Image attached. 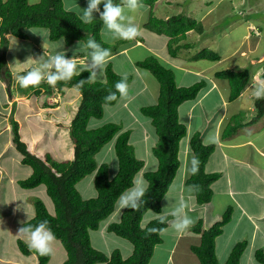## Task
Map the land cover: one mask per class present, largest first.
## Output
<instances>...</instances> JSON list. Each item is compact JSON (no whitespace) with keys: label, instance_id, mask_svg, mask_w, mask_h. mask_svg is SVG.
<instances>
[{"label":"trees","instance_id":"1","mask_svg":"<svg viewBox=\"0 0 264 264\" xmlns=\"http://www.w3.org/2000/svg\"><path fill=\"white\" fill-rule=\"evenodd\" d=\"M156 1L140 0V3L149 6V14L143 26L154 33L165 35L168 40L167 48L174 55L179 47H188V43H179V40L185 39L189 30L194 29L201 33L203 27L200 21L188 14L178 13L167 18L153 15L152 7ZM120 2L121 0H114V3ZM99 7L102 11L103 4ZM94 18L91 23H83L76 12L64 7L62 0H38L34 3L29 0H0V77L7 80V85L11 83V73L6 61L9 40L10 37L25 39L26 28H46L49 40L64 39L67 46L75 41H83L85 45L91 38L102 47L110 49V52L118 50L117 43L112 45L101 38L103 22L99 13ZM32 51L36 55L38 48L32 47ZM89 51L83 49L78 52H64L67 58L74 55V58L85 57L90 60ZM192 57L217 61L220 55L210 48H201ZM136 65L148 69L158 82L156 101L140 106L138 111L141 116L148 119L149 126L152 127L151 136L155 141L151 146V153L157 162L152 170L141 171L144 161L134 154L133 145L129 142V129L115 122L89 125L92 118H101L106 111L105 108L118 99L119 93L116 92L115 84L122 78H126L127 83L130 81V75H122L113 68L112 59H108L103 68L104 80L95 79L82 87H77L79 80H87L90 77V72L82 71L86 67L82 63H77V75L69 81H59L55 86H50L46 81L36 87L22 88L19 83L15 86L16 92L22 95H36L43 91L46 96H51L55 92L63 93L64 88L72 86L78 90L75 110L68 124H65V127L68 126L67 132L72 143L71 159L59 161L51 157L47 151L41 157L37 156L21 139L18 122L12 116L9 119L12 144L21 155L20 165L23 164L30 170L29 174L18 179L17 183L27 189L44 185L45 192L54 206V213L50 214L42 200L34 197V214L23 223L37 225L43 220L48 221V226L66 253L60 264H148L154 246L161 240L160 231L173 218L167 213L142 222L147 210L159 212L161 198L179 166V141L186 134V126L178 119L177 106L184 100L194 98L205 81L199 80L188 86H177L172 70L152 56L136 61ZM214 76L227 80L228 100H234L248 84L251 73L248 67L224 68L215 71ZM110 92H116V100H105ZM253 106L255 113L249 119V123L257 121L264 114V99H256L254 96ZM240 125V121L234 123L231 121L224 128L223 134L229 135ZM108 144L116 157L115 168L111 171L106 162H98L95 159L97 151ZM188 144L192 156L199 158L200 165L195 175L189 172L186 182L198 186V191L194 194L195 200L200 204L205 203L211 197L210 184L218 176L217 173H207L204 170V164L213 145L203 144L196 131L190 135ZM139 171L148 186V192L144 197L146 202L136 211L121 210L117 199L122 192L132 187V181ZM87 174H93L95 195L83 198L76 188V183ZM113 214L117 215V220L110 219L106 229L130 242L132 251L125 258L118 249H113L107 254L94 247L90 241L89 231L98 229L101 221ZM231 214L232 207L227 206L220 218L207 228H202L200 219L191 227L190 231L200 236L199 243L190 246L191 251L199 259L198 264H219L214 250L215 238L222 232V227L230 220ZM246 244L245 239L235 242L222 264H239L240 255ZM16 245L22 254H35L36 264H47L49 254L40 255L20 238L16 239ZM253 256L256 261L264 264L262 248L255 249Z\"/></svg>","mask_w":264,"mask_h":264},{"label":"rangeland","instance_id":"2","mask_svg":"<svg viewBox=\"0 0 264 264\" xmlns=\"http://www.w3.org/2000/svg\"><path fill=\"white\" fill-rule=\"evenodd\" d=\"M29 1L31 2V0ZM37 1L38 0H35V2ZM65 8L77 12L79 16L81 14V10L79 6H77V4L69 5V3H67L65 5ZM154 9V14L158 16L164 14L170 16L178 13L188 14L196 20L200 21L203 27V31L201 33L196 32L194 29L189 30L190 32L188 31L189 34H187L184 39L185 42L189 44L188 48H180L179 51H177L174 55L171 54L168 50V52L170 53L169 55L173 56L166 55L164 49L161 52L162 61L154 55L159 62L164 65L166 64L169 68H171L177 85H180V83H182V85L187 86L201 79L200 77L195 76L192 73H186L180 69L181 62H183V64H185V62H188V65H198L201 64L203 61L206 62L207 59L203 58H189L192 54H194L201 48H210L219 53V55L221 56L219 62H222L220 64L219 62L213 63L215 64V67H217L216 69L228 68L223 66H230L231 63H236L238 61L245 60L244 56L239 54L237 52L238 50L234 51V49L239 42L241 44V48H244L247 45V40H241V38L245 34H247L245 38L252 37V33L256 30V25L262 28L261 33L258 34V37L260 38L258 54L264 52V0H157L154 4ZM127 14L138 25V19H141L144 22L147 19V15L149 14V12L148 10L147 12H145L144 10H138L135 13ZM95 15L96 14H94V16ZM247 18H249V22L255 24L254 29L252 30L253 32H251V30L249 29L246 30V23L243 20ZM42 29L46 30V35L44 36V38L30 31H38ZM25 32L27 35L25 39L21 40L14 37H10L9 40L10 42L6 53V61L11 73V83L7 85V80H3V84L5 85V91H7L6 88H9V90L11 89V94H13V97L15 96V98L13 99L14 101L12 104L6 103L7 106L5 108L0 103V107H2L0 109V126L3 122L2 119H4V121H9L10 123L9 119L10 116H12V118L18 122V130L21 139L26 143V145L31 148V151H33V153H37V156L41 157L42 154L47 151V153H49L51 157L59 161L71 159L72 144L69 141L70 138L68 132L66 131L67 129L65 128V123L68 124L66 120L67 118H69V115L72 114V112L75 110L79 96L77 88H75L74 86L64 88V93L60 92L58 94L57 92L51 94V96H46L45 92L40 91L36 95L28 94L27 98L21 99L19 97L20 94L17 93L15 90V86L16 84H18V75H23L27 71L31 70L33 67L38 66L35 61H31L26 64H21L26 62L29 56H31L33 59H39V57L44 55L45 49L46 54L48 55L51 54V51L55 52L63 50L75 52L78 47V42H80L81 46H83L84 43L83 41H75L69 46L65 45L64 43L62 48L57 49L54 47V45L61 43L63 39H59L56 41L49 40L47 37L48 31L46 28L31 27L26 28ZM144 32L146 31L143 30L140 32V34H143ZM155 37L157 39L163 38L162 35L159 34H156ZM101 38H103L105 42H110L112 45L116 43L119 45L118 41L112 42V40H109V36H104L101 34ZM44 40L45 49L43 47ZM250 40H252V38H249L248 41L250 42ZM32 47L38 48V53L36 55L32 51ZM138 49L141 48L132 49L127 53L131 64L129 68H124L125 72L123 73H121L122 69L120 68L121 66H124L125 63H122L121 59H119L120 61L116 63V59H114L116 66L115 70L122 75H130V81L128 83V93L130 91L132 93H137L138 89L140 88V86H136V83H138V81H136V72H134L132 65H134V58H138V54L143 55L145 50L141 49L142 52L137 53ZM258 54L256 56H258ZM222 57L225 60H222ZM75 60L77 63H84L85 65H87V63L89 62V60L86 61V59L82 57L75 58ZM251 63H255V60H252ZM249 65L250 64L246 63L245 67L250 68L251 65ZM260 65L261 63H257L258 67ZM263 70L264 69L261 65L260 71L261 74L263 73L264 77ZM137 73H143L144 81H148L150 79V81L146 83V88L149 90L151 100L153 101H150L147 92L142 89V93L140 92L138 95L135 96L134 99H130L126 101L125 104H123V101H125L128 95L127 93V95L124 97L119 96L114 104L107 106L105 108L106 111H104V114L101 118H92L89 125H94L97 123L101 124L106 122H115L129 129V142L133 145L135 156L138 158L139 156L144 154L145 161L148 160L150 162V165H148L145 170H152L154 169L155 165L152 166L151 164H154L156 158L151 153V148L149 147L148 149L146 146H143L142 142V129H145L148 133H150L152 132V127L141 126L142 123L146 124L147 120L146 118L141 116L142 114L138 113V108L140 107L141 103H144L143 105H147L152 104L154 102V99H156L157 94H152L153 89L151 88L155 87L156 89L157 82L153 78L152 74L146 69L137 68ZM261 74H258V76H261ZM96 79H105L103 69L98 73ZM218 79L219 80L217 89H219L222 93H229V85H224L226 79ZM254 81V77H252V81L248 85L258 86L259 82L264 81V78H261L260 81H255V84ZM206 84L202 86V89ZM214 91H216V89H212V91L209 92V96H215ZM216 92L220 93L219 91ZM33 96L34 99H32ZM221 97L224 96L221 95ZM0 98L2 100L1 90ZM208 99L211 102L214 100L213 97H209ZM188 103L190 102L184 101L183 103H181L182 107L184 108L185 105H187ZM233 105L234 108H236L239 106L242 107L243 104L240 105L238 104V102H234ZM196 111L197 110H195V112ZM245 111V108L243 109V111H241V118L247 115V112ZM235 119L240 121L239 114L232 118L231 121ZM190 120L192 124L197 121V118L193 116L192 118H190ZM65 138L69 144L64 140ZM31 140H34L32 145H30ZM7 141L8 144L5 145ZM134 142L137 146L133 144ZM1 145H5V148H3L0 152V154H2L5 150V155H3V157L1 155L2 162H4V158H9L8 154H12L11 163L10 161H7L11 164V166L7 168V177H11L20 165V153L14 148L12 144L10 130L8 132L5 131L3 134H0V148ZM14 155L17 157L15 163L13 162ZM115 158L116 157L114 151L112 148H110L109 144L103 146L95 154V159L98 162H106L110 168V171L115 168ZM27 169V166L25 168L24 165L21 164L19 172L16 173V176H18L17 178H23L27 176L30 171L29 169V171ZM92 178L93 174H87L76 183V188L78 189L83 198H89L95 195V188L93 185ZM12 185H14V188H10L8 186L5 188L4 186H0V194L2 199L6 200L8 202V205L13 204V208H11L14 212L13 214H8V210L7 212L0 210V264H36V256L33 253L25 255L22 254L19 250H17V238L23 240L25 238V240L28 241L27 243L29 244V238L26 235L18 234V230L20 227H22V222L26 221L34 214V197H37L42 200L45 205V208L50 214L54 213V206L51 198L45 192L44 185H38L32 189H27L21 187L17 183V180L12 181ZM7 191H9L8 194L10 198L7 196ZM10 191L18 192L14 203L12 202V196ZM152 214H154L153 217L158 216V213L149 209L143 215L142 222L148 220L150 218V215ZM11 215H13V217ZM16 221L21 223L18 224L16 223ZM256 222L258 224H263L264 218L262 221L257 220ZM101 224L102 223H100V226ZM95 233L96 231L92 230L89 232V237L91 236V242L93 246L103 251L104 253L108 254L113 249H118L122 253H125L126 248L129 247V245L131 247V244L128 240L110 231L106 232L105 238L100 240V242L98 241L97 243L94 237ZM52 249L53 250L49 254L47 264H60L65 259L66 253L58 239H55V241L53 242ZM26 259L31 260L26 261ZM151 263L162 264V257H154Z\"/></svg>","mask_w":264,"mask_h":264},{"label":"crops","instance_id":"3","mask_svg":"<svg viewBox=\"0 0 264 264\" xmlns=\"http://www.w3.org/2000/svg\"><path fill=\"white\" fill-rule=\"evenodd\" d=\"M62 2L64 7L67 3H69V5L77 4V6H79L81 9H84L87 7L88 0H62ZM139 10L144 9L141 8ZM167 16L168 15L164 14L159 15L158 17L167 18ZM243 21L246 23V30L249 29L251 30V32H253L252 30L254 29L255 24L249 22V18ZM137 23L140 32L143 30L146 32L140 34L134 40L112 39L109 36V40H112V42L119 40L117 49H120L118 52H122V54L114 53L109 56L108 59H112L114 69L116 67L114 59H116V63L120 61L119 59H121L122 63H125V65L121 66L120 68L122 69L121 73L125 72V69L129 68L131 64V61L127 56V53L130 50L135 48H141L145 50L143 55L138 54V58H134V65H132L134 72H136V81H138V83H136V86H140V88L138 89L137 93H132L130 91L125 101H123V104H125V102L130 99H134L135 96L140 92L142 93V89L147 92L150 101H153L151 100L149 90L146 88V83L150 81V79L148 81H144L143 73H137V68L141 67L136 66V61L154 55L162 61L161 52L164 49L166 55L173 56L169 55L170 53L168 52L166 44L167 37L165 35L159 34L162 35L163 38L157 39L155 37L157 33H154L147 28L141 27L143 24V21L141 19H138ZM102 29L103 26L101 28V31ZM255 29V32L252 33L253 36L251 35L252 37L245 38L247 34L242 36L241 40H247V45L244 48H241V44L239 42L234 49V51L238 50L237 52L244 56L245 60L231 63L230 66H223L228 68H243L245 67L246 63L250 64L252 67L249 65V72L251 73V80L249 81V83L252 81V77H254L255 81H260V79L263 78L260 71V66L262 65L264 69V52L258 54L260 39L258 37V34L261 33L262 28L256 25ZM189 32H187V34H189ZM249 38H252L250 42L248 41ZM179 43L187 42H185V40L183 39L179 40ZM180 48L188 47H179V49ZM141 49H138L137 53L142 52ZM179 49L177 51H179ZM55 52L51 51V53ZM257 54L258 56H256ZM192 55L189 57L190 59H194ZM220 59L221 56L217 61L206 60V62L203 61L198 65H188V62H185V64L181 62V70L200 77V80H204L205 84H207L203 89L200 88L194 98L185 100L189 101L190 103L185 105L184 108L182 107V104L178 106V118L180 122L185 124L186 134L179 141V166L167 191L161 198L160 210L156 213H158V215L167 213L171 214L174 208L179 204V202L181 200H185L188 203V208L186 209L188 215L196 218V221L200 219L202 228H207L215 220L220 218L221 212L224 208H226L227 206H231V218L226 224L223 225L222 232L215 238L214 250L218 263L222 264L225 261L231 246L235 242L246 238L245 240L247 241V244L240 255L239 264H261L255 260L253 252L257 248H262L264 250V223L258 224L256 222L257 220L262 221L264 218V114L257 121L252 123L248 122L252 115L255 113V109L252 104L255 90L254 85H248V83L234 100H228V93H222L219 89H217L219 79L214 76V72L220 69H216L217 67H215V64L213 63L219 62ZM222 60L225 59L222 57ZM252 60H255V63H251ZM221 62H219V64ZM257 63H261V65L258 67ZM165 66L167 65L165 64ZM258 74H261V76H258ZM3 82V79L0 78V90L2 96V100L0 98V103L5 108L7 106L6 103H11L15 96L13 97V94H11V89L9 90V88H6L7 91H5V85L3 84ZM224 85H228L227 80L225 81ZM177 86L186 85H182V83H180V85ZM151 89H153L152 94H157L158 84L156 85V89L155 87ZM212 89H216V91H219L220 93L214 91L215 96H209V92H211ZM221 95L224 97H221ZM19 97L21 99L26 98L24 95H20ZM209 97H213L214 100L211 102L208 99ZM155 101L156 99H154V102ZM234 102H238V104L243 105L242 107L235 106L236 108H234ZM143 104L144 103H141L140 106H142ZM1 108L2 107H0V109ZM244 108L246 109L245 112H247V115H245L243 118L240 117L241 125L238 126L229 135L223 134L224 128L231 122V119L237 116V114L240 115L241 111H243ZM195 110L197 111L195 112ZM72 114L69 115V118H67L66 122L70 120ZM193 116L197 118V121L191 124L190 118H192ZM2 120L3 122L1 121L2 123L0 126V134H3L5 131L8 132L10 130L9 121H4V119ZM146 120L147 123H142L141 126L150 127V123L147 118ZM237 121L239 120H232L233 123ZM65 128L67 129V127ZM195 131L199 133L203 144L213 145V149L209 153L204 164L205 172H214L218 174L217 178L210 184L211 197L209 201L201 204L196 202L194 195L191 199H189L188 193L186 192V188L190 186L189 184H187L186 179L189 175L187 169L190 166V160L192 157L188 140L190 135H192V133ZM64 140L67 142L66 138ZM154 141L155 140L154 137L151 136V132L148 133L145 129H142L143 146H146L149 149V147L151 148V146L154 144ZM33 142L34 140H31L30 145H32ZM7 144L8 141L5 145ZM133 144L136 145L135 142ZM5 145H1L0 152L3 148H5ZM28 149L31 151V148L29 146ZM4 152L5 150L2 154H0V186H4L5 188L7 186L10 188H14V185H12V181L20 179L17 178L18 176H16V173L19 172L20 165L11 177H7V168L11 166L10 163L12 154H8L9 158H4V162H2L1 155L3 157V155H5ZM16 158L17 157L14 155V163L17 160ZM19 158L21 159V155ZM138 158L144 161L141 171L145 170V168L150 165V162L148 160L145 161L144 154L139 156ZM7 161H10V163H8ZM151 165H155L156 167L157 162L155 161L154 164ZM141 171H139L135 175V178L141 177ZM8 192L9 191H7V196L9 197ZM10 193L12 196V202L14 203L18 192L10 191ZM11 207L13 208V204L8 205V202L6 200H3L0 194V210L6 212L8 210V214H13L14 212ZM153 215L154 214L150 215L149 219L153 218ZM11 216L13 217V215ZM110 219L117 220V215L113 214L109 216L107 219L101 221L102 224L98 229L92 230L96 231L94 237L97 243L98 241L100 242V240L105 238V234L106 232H108V230L106 229V225L110 221ZM172 220L173 218H171L167 222L166 226L160 231L161 240L154 246L153 253L149 259L148 264H152V259L159 256L162 257V264H198L199 259L196 254L191 251L190 246L197 245L200 241V236L198 234L192 233L190 231L191 227L183 232L176 231L171 227ZM16 223L20 224L21 222L16 221ZM24 241L28 242L25 240V238ZM131 251L132 246L130 247L129 245V247L126 248L125 253H122L120 251V254L123 258H125L130 255ZM30 260L31 259H26V261Z\"/></svg>","mask_w":264,"mask_h":264},{"label":"clouds","instance_id":"4","mask_svg":"<svg viewBox=\"0 0 264 264\" xmlns=\"http://www.w3.org/2000/svg\"><path fill=\"white\" fill-rule=\"evenodd\" d=\"M31 2H35V0H31ZM101 4H103L102 11L99 7ZM141 8H143L145 12H147V10L149 12V6L140 3V0H121L120 3H114V0H88L87 7L84 9L80 8L81 10L80 19L83 23L88 24L95 19L94 13H99L100 20L103 22L102 35L110 36L112 39L134 40L137 36L140 35V29L139 26L127 13H135ZM154 10L155 9L153 6L152 7L153 15H155ZM142 27H144L143 24ZM30 31L33 32L34 34H38L42 36L43 38L46 35V30L43 29L38 31H33V30ZM63 44H64V39L61 43L54 45V47L59 49L63 47ZM44 45H45V40L43 44V47L45 49ZM83 49L90 50L88 52V56L90 57V60L87 63L86 67L82 70V71L90 72V77L87 80H79L77 87H82L85 83L94 81L98 73L106 65L109 56H111L114 53L122 54V52H118L120 49L116 50L115 52H110V49L102 47L101 44L97 43L95 40L91 38L88 39L87 43L83 46H81L80 42H78V47L76 51ZM152 57H154L157 60L155 56ZM75 58L74 55L72 58H67L64 51H56L55 54L48 55L46 54V49H45L44 55L39 57V59H33L31 56H29L26 62L21 63V64H26L31 61H35L38 66L33 67L31 70L27 71L23 75H18L17 82L22 88H28V87L39 86L44 81H46L50 86H55L59 81H69L72 79L74 75L78 74L77 72L78 66ZM86 61H88V59H86ZM128 83L126 78H122L120 81H118L115 84L116 92H118L121 97L127 95L128 87H129ZM116 92H110L105 97V100L106 101L116 100L117 99ZM59 93L60 92H58V94ZM24 96L27 98V95ZM254 96L256 99H264V81L260 82L258 86H255ZM13 101L11 102V104L13 103ZM178 106H177V113H178ZM199 165H200L199 158L193 155L190 160V167H188L187 169L188 172L195 175L199 171ZM197 191H198V186L195 184L190 185L186 188V192L188 193L189 199H191L192 196ZM147 192H148L147 182L142 177L134 178L132 181V187L126 189L118 197L119 208L121 210L122 209H131L133 211L139 210V208L142 205H144L146 202L144 197L146 196ZM187 208H188V203L185 200H181L171 213V215L173 216V220L171 221V227L178 232H183L189 229L190 227L194 226L196 223V218L188 215L186 211ZM164 219L166 220V217H164ZM18 234L26 235L29 238V247L35 250L36 252H38L40 255H48L53 250L52 244L55 241L56 237L55 234L51 231L50 227L48 226L47 220H43L39 222L37 225L23 223V226L20 227L18 230Z\"/></svg>","mask_w":264,"mask_h":264}]
</instances>
